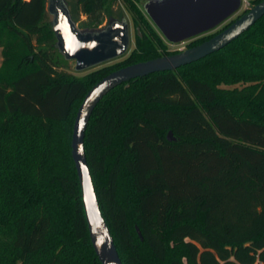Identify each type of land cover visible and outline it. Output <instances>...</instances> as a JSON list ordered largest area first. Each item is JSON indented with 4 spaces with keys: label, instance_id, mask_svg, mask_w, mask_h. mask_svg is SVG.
Here are the masks:
<instances>
[{
    "label": "trees",
    "instance_id": "16d2710c",
    "mask_svg": "<svg viewBox=\"0 0 264 264\" xmlns=\"http://www.w3.org/2000/svg\"><path fill=\"white\" fill-rule=\"evenodd\" d=\"M108 1L67 4L92 29ZM123 1L133 49L77 76L54 47L47 0H0V264H101L71 157L77 107L112 70L178 51L138 0ZM83 144L122 264H264V15L197 61L112 88Z\"/></svg>",
    "mask_w": 264,
    "mask_h": 264
},
{
    "label": "water",
    "instance_id": "95a60500",
    "mask_svg": "<svg viewBox=\"0 0 264 264\" xmlns=\"http://www.w3.org/2000/svg\"><path fill=\"white\" fill-rule=\"evenodd\" d=\"M242 0H149L144 10L169 42L193 39L213 31L241 7ZM55 37L54 47L80 72L124 56L130 48L126 17L111 18L105 25L79 28L66 0H47ZM264 15V0L250 5L222 29L192 46L121 66L97 80L80 101L71 133V157L76 169L89 238L101 264H122L108 226L101 214L84 151V134L90 115L115 86L153 72L174 70L224 47ZM214 32V31H213ZM167 138L172 139L171 132ZM138 230V229H137ZM139 232V231H138Z\"/></svg>",
    "mask_w": 264,
    "mask_h": 264
},
{
    "label": "rangeland",
    "instance_id": "374dc122",
    "mask_svg": "<svg viewBox=\"0 0 264 264\" xmlns=\"http://www.w3.org/2000/svg\"><path fill=\"white\" fill-rule=\"evenodd\" d=\"M67 3L69 4V6L71 7L72 5V0H66ZM149 1V0H138L135 4L136 6L140 9V11L146 16V18L149 20V22H151V20L149 19V17L147 16L145 10H144V4ZM253 0H242L241 2V7L240 9L235 12L232 16H230L227 20H225L224 22H222L218 27H216L213 31H217L220 28H222L225 24H227L228 22H230L232 19L236 18L238 15H240L243 11H245L250 5L253 4L252 2ZM49 17L51 19V15L49 14ZM121 17H126V19L128 20L129 23V27H130V37H131V43H130V48L127 51V53L117 59L102 63L100 65H97L95 67L80 71V72H76L74 70V61L70 60L67 64H66V69H68L69 71H71L73 74L77 75V76H83L86 75L94 70H97L99 68L105 67V66H109L112 64H115L117 62H119L120 60L124 59L128 53L133 49L134 47V36H135V27L133 25L132 22V15L131 12L129 11L127 5L125 4V2L123 0H116V2H109L106 4V11H105V17L104 20L101 24V26L105 25L106 22L111 19V18H116L119 19ZM81 18H83V16H81ZM151 24L153 25V27L155 28L156 32L161 36V38L163 39V41L165 42L166 46H167V50L168 51H174V50H180V49H184L187 47L188 43L193 40V39H189V40H185L183 42H177V43H173V42H169L165 37H163V35L158 31V29L155 27V25L151 22ZM195 39V38H194ZM1 47H0V64L3 60V56H2V52H1Z\"/></svg>",
    "mask_w": 264,
    "mask_h": 264
},
{
    "label": "flooded vegetation",
    "instance_id": "af4514ba",
    "mask_svg": "<svg viewBox=\"0 0 264 264\" xmlns=\"http://www.w3.org/2000/svg\"><path fill=\"white\" fill-rule=\"evenodd\" d=\"M211 32H213V31H210V32H207V33L201 34V35L195 37V39H196V38H199V37H201V36H204V35L210 34ZM193 39H194V38H193Z\"/></svg>",
    "mask_w": 264,
    "mask_h": 264
}]
</instances>
